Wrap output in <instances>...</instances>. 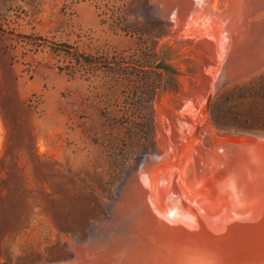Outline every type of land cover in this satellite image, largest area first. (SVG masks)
Here are the masks:
<instances>
[{
	"label": "rangeland",
	"instance_id": "obj_1",
	"mask_svg": "<svg viewBox=\"0 0 264 264\" xmlns=\"http://www.w3.org/2000/svg\"><path fill=\"white\" fill-rule=\"evenodd\" d=\"M158 2L0 0V264L71 262L68 240L109 230L116 188L158 136L183 157L209 126L259 142L225 189L187 201L176 251L264 264V62L224 78L218 30L180 27Z\"/></svg>",
	"mask_w": 264,
	"mask_h": 264
},
{
	"label": "bare ground",
	"instance_id": "obj_2",
	"mask_svg": "<svg viewBox=\"0 0 264 264\" xmlns=\"http://www.w3.org/2000/svg\"><path fill=\"white\" fill-rule=\"evenodd\" d=\"M158 3L160 12L180 27L192 20H206L218 30L221 36L218 49H224V78L248 72L264 62V0H214L213 5L211 0H159ZM202 135L193 154L184 151L183 157L178 141L170 135L158 136L155 146L136 159L119 182L117 197L109 205L112 216L109 230L96 232L93 226L85 241L68 240L73 257L65 264H199L190 254L176 251V246L183 243L178 230L180 217L190 210V200H197L196 190L208 199L214 190L225 189L231 181L229 177H233L225 174L231 168L228 165L245 156L253 147L251 144L259 142H249L253 138L236 132L220 135L211 126ZM259 139L264 142L263 137ZM25 182L23 175L22 184ZM261 191L264 194V187ZM222 255L225 258L229 253Z\"/></svg>",
	"mask_w": 264,
	"mask_h": 264
},
{
	"label": "water",
	"instance_id": "obj_3",
	"mask_svg": "<svg viewBox=\"0 0 264 264\" xmlns=\"http://www.w3.org/2000/svg\"><path fill=\"white\" fill-rule=\"evenodd\" d=\"M236 133H240V134H246V133H244V132H236ZM261 137H263V138H264V135H261Z\"/></svg>",
	"mask_w": 264,
	"mask_h": 264
}]
</instances>
